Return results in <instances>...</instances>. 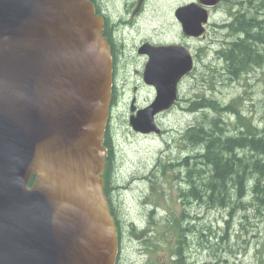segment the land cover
I'll use <instances>...</instances> for the list:
<instances>
[{"label":"water","instance_id":"95a60500","mask_svg":"<svg viewBox=\"0 0 264 264\" xmlns=\"http://www.w3.org/2000/svg\"><path fill=\"white\" fill-rule=\"evenodd\" d=\"M176 17L195 37L207 21L196 5ZM189 66L151 58L157 95L130 119L135 131L154 130L153 116L174 102ZM110 88L109 49L91 3L0 0V264H114L102 178Z\"/></svg>","mask_w":264,"mask_h":264},{"label":"rangeland","instance_id":"374dc122","mask_svg":"<svg viewBox=\"0 0 264 264\" xmlns=\"http://www.w3.org/2000/svg\"><path fill=\"white\" fill-rule=\"evenodd\" d=\"M118 1L120 0H114L110 5L109 1L105 0V3L108 9L112 11V9H117ZM191 1L145 0L146 11L144 15H148L146 22L142 23V20L140 21L139 28L141 27L143 31L150 33L153 28L163 27L165 30H170L165 35L166 41L178 40L177 25L174 17H172V10L175 6L178 7ZM231 1L238 3L242 0L226 1L217 11L210 12L207 23L208 37L200 44L197 42L191 43V50L194 49L196 52L197 65L194 78L185 79L182 84L180 99L182 102L189 100L192 103L203 96L206 99H214L221 105H225L240 97L241 102L236 105L237 109L242 111L244 116L249 117L252 124L264 133V67L257 68V71L250 77H247L248 74L243 75L234 84L221 79L218 72L210 70L216 67L220 69L221 63L217 64L211 49L219 48L217 43L223 32L218 26L220 23L226 22ZM246 1L244 0V3ZM135 30H138V27ZM204 46H208V49H203ZM198 49L202 50L198 53ZM213 115L214 113L209 109L200 110L189 116L182 115L177 111L167 115L164 114L159 120L164 131H168V133L166 137L163 134L162 137L164 138L159 142L156 140L149 142L143 138L132 137L127 133L125 121L122 119L123 128L126 132L121 129L118 130V140L116 142V166L118 170L114 173L113 181L125 184L127 182V178H125L127 172L143 177L153 174L150 169L158 158L159 150L164 152L162 156L164 157L162 159L164 164L172 162L171 160L178 154L182 157L183 154L178 153L180 133L179 138L175 134L180 131L184 132L188 128L186 125L197 122L202 123L206 117L210 118ZM223 116L222 120L231 123L230 127L234 128L235 118L227 114H223ZM192 150L194 151L193 154L197 152L196 148ZM181 172L179 175L178 170L175 173L169 167H165L161 176V171H159V174H156L158 180L157 194L156 192L151 194L149 188L146 191L147 189L140 184L131 192L121 190L113 193V202L125 229L120 264H144L149 258L153 262L158 260L166 264H172L173 261L170 245L178 234L175 235L167 230V220L164 217H162L163 222L158 226L159 238L154 233L150 236L154 244L151 245V251H139L140 248L137 244L129 239V222H135L139 226L138 230L148 224L146 214H141V207L136 202L142 193H144V201L158 206L160 217L165 216L167 211L174 212L179 218L182 212H185L188 217L196 216L195 220L184 219L182 222V228L185 229L195 226V234L185 232V237L190 244V247L185 250L189 251V255H186L185 258L187 262L194 261L196 264H261L264 261V211H261L259 215L251 209L244 213L236 208L233 210L216 208L204 211L197 204L187 206V200L180 201L177 199L180 188L175 182L185 176L184 171L181 170ZM249 199L248 196L247 200ZM140 201H143V198ZM157 243L160 245V250L154 248Z\"/></svg>","mask_w":264,"mask_h":264},{"label":"flooded vegetation","instance_id":"af4514ba","mask_svg":"<svg viewBox=\"0 0 264 264\" xmlns=\"http://www.w3.org/2000/svg\"><path fill=\"white\" fill-rule=\"evenodd\" d=\"M94 7L95 14L100 16L103 21V36L106 39V42L109 47L110 57H111V65H112V86H111V98L110 105L108 111V121L105 127L104 134V145L107 149V158H106V168L104 179L106 180V188L105 193L108 200V204L111 210V215L113 217L117 237H118V253L122 252V242L125 238V229L124 224L120 220L118 212L113 202V193L119 188L117 183L111 179L112 174L118 170L117 168V160L116 154L114 152L115 143L118 140V130L121 129L124 132L122 119L125 121V126L127 133H129L132 137L138 136L143 137L147 140L161 139L164 134V129L162 127L161 121L159 120L166 113H159L154 117V122L157 127V131H151L148 133H139L132 130L129 126V119L133 115H135L139 110L146 108L154 99V96L157 92V88L155 84L152 82L154 79V75L152 71L149 74L145 75V69L150 61L152 54L154 53V48H159L167 45H177L183 46L189 53H191L193 59L195 57V51L191 50V43L194 42L193 38L184 36L178 29V40H173L170 42H165V35L170 31L169 29L161 28H153L150 33H147L139 28L137 23V18L142 14L145 10L144 0H141L140 5L137 7V1L134 2L132 0H120L118 1L117 9H112L110 11L108 9L105 0H89ZM109 1L111 5L114 0ZM138 27V30L135 28ZM220 47L222 49L221 57H220V73L228 78H232L230 75L234 73V67L228 62V49H227V41L220 40ZM165 51L164 49L157 50L156 57L158 61L161 62L164 58ZM218 54V51L215 52V55ZM158 78V77H157ZM194 78V70L189 73L187 76L183 77L179 82L178 89L179 92L181 90L182 84L185 79ZM193 103L189 100L181 101L178 96L177 101L174 105L172 111L180 112L182 115L189 116L190 113L194 112ZM119 121V122H118ZM188 128L185 130L190 132V135H183L185 132L176 133L180 140L178 145V153H182L183 156L180 157L178 154L176 157L171 160L173 164V172L178 173L180 175L181 170L184 171L185 176L181 177L178 182H175L179 190V197L185 198L187 196L186 204L190 206V202L192 200V193L190 192L194 189L196 184L195 177V153L193 154V150L195 147L194 140H191L194 123L191 125H186ZM239 124H236L235 127H226L225 131L222 133L224 139H241L242 132L238 131L237 128ZM192 153V155H190ZM157 154V153H156ZM164 154L163 151L159 150L158 158L154 162V165L150 169L153 174L149 176H135L130 172H127V189L131 190L136 188L137 186H144L151 194L156 192L157 194V184L158 180L156 178V174L162 171L164 168V163L162 162V157ZM182 159V160H181ZM177 161V162H176ZM159 174V173H158ZM159 193V192H158ZM141 197V198H140ZM139 198H137L136 202L139 203L141 207V214L144 212L145 202L144 201V193L141 194ZM143 198V201H140ZM168 221L169 218L165 217ZM195 219L194 217L187 216L184 213L183 218L180 220L178 217L173 219L174 224L180 227L181 221ZM148 224L146 228L142 231H137V225L135 222L131 221L128 224L129 229V239L135 242L140 248L139 251H151L152 240L150 238L151 234L160 235L159 224L163 222L162 216L160 217L157 214L155 209H151L148 215ZM189 224V223H188ZM183 251H179L177 249V256L173 260V264H178V253L181 252L182 258L185 259L186 255H189V251H184L190 247L188 240L185 237V232L194 234L195 226H191L188 229L183 228ZM175 242V240H174ZM180 241H178L177 245H179ZM155 249L160 250V245L157 243L154 247ZM120 264V261L115 263ZM144 264H150L149 260ZM187 264H194L187 262Z\"/></svg>","mask_w":264,"mask_h":264},{"label":"trees","instance_id":"16d2710c","mask_svg":"<svg viewBox=\"0 0 264 264\" xmlns=\"http://www.w3.org/2000/svg\"><path fill=\"white\" fill-rule=\"evenodd\" d=\"M248 3L254 13L235 18L238 26L232 29L233 34L243 36L229 46L228 61L234 66L235 73L264 64V20L255 18V11L264 16V0H248ZM247 8L243 7L242 13H246ZM207 107L219 113L218 105L199 97L195 110ZM241 120L246 129L241 139H224L215 118L206 117L202 123H195L190 139L194 140L193 146L197 150L195 176L202 181L196 182L192 193L196 203L200 205L205 201L208 209L236 208L244 213L251 209L260 215L264 211V133L259 130V135L263 134L256 139L255 130L249 127L245 118Z\"/></svg>","mask_w":264,"mask_h":264},{"label":"bare ground","instance_id":"6f19581e","mask_svg":"<svg viewBox=\"0 0 264 264\" xmlns=\"http://www.w3.org/2000/svg\"><path fill=\"white\" fill-rule=\"evenodd\" d=\"M164 59V58H163Z\"/></svg>","mask_w":264,"mask_h":264}]
</instances>
